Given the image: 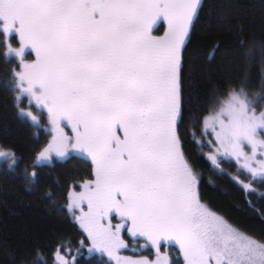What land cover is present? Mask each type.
I'll use <instances>...</instances> for the list:
<instances>
[{
  "label": "snow or ice",
  "instance_id": "1",
  "mask_svg": "<svg viewBox=\"0 0 264 264\" xmlns=\"http://www.w3.org/2000/svg\"><path fill=\"white\" fill-rule=\"evenodd\" d=\"M200 5L201 0H0V32L15 34L20 43L8 45L19 62L11 74L15 98L26 96L46 110L52 134L33 167L73 150L90 158L95 178L68 194L67 208L93 247L116 264H174L161 254L162 242L178 245L183 264H264V238L238 230L202 202L184 152L183 52ZM159 22L167 24L162 36L154 35L162 30ZM28 50L35 56L30 62ZM255 102L244 86L230 89L203 117L201 135L214 134V152L207 155L217 168L218 157L235 160L253 180L264 181V111L257 112ZM19 110L37 122L31 111ZM193 139L203 144L195 134ZM0 158L19 162L11 149H0ZM25 179L33 183L38 173ZM116 218L119 223H113ZM124 230L145 238L156 259L121 257ZM65 247H56L53 264H76L62 254ZM43 256L37 252V264Z\"/></svg>",
  "mask_w": 264,
  "mask_h": 264
},
{
  "label": "trees",
  "instance_id": "2",
  "mask_svg": "<svg viewBox=\"0 0 264 264\" xmlns=\"http://www.w3.org/2000/svg\"><path fill=\"white\" fill-rule=\"evenodd\" d=\"M159 24L162 30H154V35L162 36L167 24ZM8 45L10 38L0 32V148L11 149L19 158L17 165L0 158V264H37L38 251L44 254L39 264H53L52 253L60 244L66 246L62 254L75 258L76 264H109L104 253L89 250L87 232L67 208L68 194L95 178L90 158L73 150L66 158L33 167L52 134L43 111L37 115V106L26 96L19 102L15 98L11 74L19 70V62L8 54ZM183 56L180 132L202 202L242 232L264 238V181L250 179L235 160L218 157L217 168L207 155L212 151L206 142L209 134L201 135L203 117L232 88L244 86L254 105L264 106V0H201ZM34 57L29 50L25 61ZM21 108L31 111L37 122ZM193 134L196 140L202 138V145L194 142ZM33 171L38 180L29 183L25 174ZM237 178L256 191L245 190Z\"/></svg>",
  "mask_w": 264,
  "mask_h": 264
},
{
  "label": "flooded vegetation",
  "instance_id": "3",
  "mask_svg": "<svg viewBox=\"0 0 264 264\" xmlns=\"http://www.w3.org/2000/svg\"><path fill=\"white\" fill-rule=\"evenodd\" d=\"M53 159L58 158L54 157ZM79 189L82 190L81 187ZM113 223H119V218H116V221L113 220ZM121 235L127 245L126 248H122L119 250L121 253L128 252L130 254L128 257H133L134 259L141 257L148 258L152 261L156 259L155 249L149 243L146 242L145 238L139 236H132L126 230L122 231ZM95 252L100 254L104 253L106 256V252L94 249V253ZM160 252L161 254H166L174 262V264H183L182 253H180L178 245H176L174 242H162ZM107 258L109 259V263L114 264V260L110 259L109 256Z\"/></svg>",
  "mask_w": 264,
  "mask_h": 264
},
{
  "label": "rangeland",
  "instance_id": "4",
  "mask_svg": "<svg viewBox=\"0 0 264 264\" xmlns=\"http://www.w3.org/2000/svg\"><path fill=\"white\" fill-rule=\"evenodd\" d=\"M8 38H10V45H11V47H13V48H19L20 47V43H19V38H18V36H16L15 34H12V35H10V36H7ZM16 40V42H14V40ZM29 51V50H28ZM31 51V50H30ZM11 58H13V59H17L16 57H14V56H12L11 55ZM26 59H29L30 61L31 60H33L32 58H26ZM34 59H35V57H34ZM18 60V59H17ZM30 61H26V62H30ZM253 107H255L256 108V110H257V112H259V111H264V106L263 107H258V106H255L254 104H253ZM37 110L39 111V113L37 114V115H39L40 113H41V111H43L44 112V114H45V117H46V120H47V114H46V110H42V109H40L39 107H37V109L36 110H34L36 113H37ZM46 126H47V128H49L50 127V125L48 124V123H46ZM65 131L69 134V135H72V133H71V131H70V128H66L65 129ZM210 131V130H209ZM207 133H205V135H206ZM51 135V134H50ZM262 138H264V137H262ZM201 140H202V138H200ZM209 141H212L213 143L212 144H210L211 146V148H212V151L211 152H214V134L213 135H208L207 136V138H206V142H209ZM206 145H207V143H205ZM0 149H2V148H0ZM246 151H250V149L249 148H246L245 149ZM77 152H79V151H77ZM211 152H209V153H211ZM81 153V152H80ZM258 159L260 158L259 156L257 157ZM247 173V172H246ZM248 174V173H247ZM248 176H249V178L250 179H253L249 174H248ZM234 227V226H233ZM236 228V227H235ZM238 229V228H237ZM238 230H240V231H242L241 229H238ZM91 240V239H90ZM93 247V244H92V241H90V244H88V248H89V250H91V248ZM119 255L121 256V257H128L130 254L128 253V252H123V253H121L120 251H119ZM106 256H107V253H106ZM108 257V256H107ZM133 258V257H132ZM110 259H112V260H114L112 257H110ZM115 261V260H114ZM109 264H112V263H109ZM114 264H116V261L114 262Z\"/></svg>",
  "mask_w": 264,
  "mask_h": 264
}]
</instances>
